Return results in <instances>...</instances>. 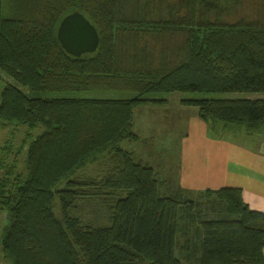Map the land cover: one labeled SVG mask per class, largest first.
Segmentation results:
<instances>
[{
  "label": "trees",
  "instance_id": "16d2710c",
  "mask_svg": "<svg viewBox=\"0 0 264 264\" xmlns=\"http://www.w3.org/2000/svg\"><path fill=\"white\" fill-rule=\"evenodd\" d=\"M75 11L100 37L81 56L58 39ZM0 71L14 80L2 84L0 125L43 127L27 145L24 171L7 162L10 142L0 146L7 264H190L177 255L185 221L196 227L185 247L190 261L264 264V211L242 187L207 188L200 199L185 189L163 195L154 167L122 146L139 139L135 109L167 105L172 93L264 92V0H0ZM180 104L197 107L213 130H264V98ZM93 163L105 166L101 176L71 179ZM94 198L110 207V225L70 214Z\"/></svg>",
  "mask_w": 264,
  "mask_h": 264
},
{
  "label": "rangeland",
  "instance_id": "374dc122",
  "mask_svg": "<svg viewBox=\"0 0 264 264\" xmlns=\"http://www.w3.org/2000/svg\"><path fill=\"white\" fill-rule=\"evenodd\" d=\"M253 4H245L244 9L248 10ZM243 9V7H241ZM240 11V10H239ZM240 13V12H239ZM6 80H14L0 71V91L2 84ZM22 88H27L21 86ZM93 96L94 93H83L78 96ZM116 95V94H112ZM165 94H152L153 97L164 96ZM208 97V98H264V92L244 93V92H176L168 96L170 101L169 109H159L155 113L148 114L143 109H137L135 114L136 130L141 135L138 140L126 141L123 147L135 150L137 158H143L151 164L157 171L159 178L163 180L161 193L170 195L180 189L189 190L196 199L202 197V193L207 188L217 189L223 186L242 187L247 202L255 203L254 197L264 195V130L249 132L246 128L222 129L218 125L216 129H211V124L203 121L198 115V108L191 107L189 112L180 111V100L182 98ZM149 115L154 118L152 123L146 122L139 126V118ZM154 125L155 131L147 132L148 127ZM43 127L34 129L27 125L8 123V126L0 125V146L5 141L12 145V153L7 158L9 164H16L18 172L24 171V159L28 143ZM211 131L218 138L210 141L216 142V147L212 151V164L205 155L209 154L206 147L199 144L195 139L197 134ZM183 138H186L194 151L187 153L182 160ZM216 140V141H214ZM141 156V157H140ZM211 165V166H209ZM217 166V167H215ZM105 166L95 163L78 169L72 178H85L86 176L102 175ZM217 168V169H216ZM16 171V172H17ZM188 181L185 182L184 179ZM66 180L58 183L54 191L64 188ZM55 209L58 214L61 212V199L56 193ZM264 207V206H263ZM208 205L205 213L209 217H214V212ZM6 211L0 213V264H7L8 259L1 246L2 227L6 222ZM185 215V211L183 212ZM73 217L79 218L83 224L94 226L110 225L111 210L99 198L82 199L73 209L70 210ZM186 222V221H185ZM185 222L179 233V245L177 255L186 263L196 264L193 260L187 259L185 247L187 236L195 239V229L184 228Z\"/></svg>",
  "mask_w": 264,
  "mask_h": 264
},
{
  "label": "water",
  "instance_id": "95a60500",
  "mask_svg": "<svg viewBox=\"0 0 264 264\" xmlns=\"http://www.w3.org/2000/svg\"><path fill=\"white\" fill-rule=\"evenodd\" d=\"M58 39L64 49L75 56L96 51L100 42L96 27L79 11L64 17L58 29Z\"/></svg>",
  "mask_w": 264,
  "mask_h": 264
},
{
  "label": "crops",
  "instance_id": "0c3cea01",
  "mask_svg": "<svg viewBox=\"0 0 264 264\" xmlns=\"http://www.w3.org/2000/svg\"><path fill=\"white\" fill-rule=\"evenodd\" d=\"M169 106H170V101H169V103L167 105L145 104V105L139 106V107H137L135 109V112H134V120H135V114H136V110L137 109H143V110L147 111L148 114H151V113H155L156 111H159V109L167 110V109H169ZM191 107H193V106H184V105H181L180 104V111L182 113L189 112L190 111L189 109ZM153 121H154V118L150 117L149 115L143 116V117L139 118V121H138L139 132H141L140 131V126L141 125H144L145 128H146L147 127L146 126V122L152 123ZM135 122L136 121H134V131L140 137L141 135L136 130V124H135ZM155 130H156V127L154 125H150L148 127L147 132H152V131H155ZM217 138H218V136H213V135H211L208 132L199 133L195 137V139L198 140L199 144H201L202 146H205L206 147V151L209 154L205 155V157L210 159L209 161H210L211 164H212V160H213V157H212V154L211 153H212L213 149L216 147V142L211 143L210 141H213V139H217ZM127 141H129V140H127ZM214 141H216V140H214ZM125 142L126 141H124L123 143H125ZM183 142H184V145L182 147V154H181L182 155V160H183L184 157H186L187 153H189L191 151H194V147H192L193 145H190L186 138H183ZM123 148L126 149V150H128V151H131L133 153L134 158L136 160L142 161V162H144V163H146L148 165H151L149 162L144 161L141 156H140L141 158H137L136 157V153H135L136 151L135 150L127 149L125 147H123ZM209 166H211V165H209ZM215 167H217V166H215ZM181 179H184V181L188 183V181L185 180V178H182L181 177ZM244 194H245V192H244V189H243V195ZM244 199H245V196H244ZM254 200H258V201H255V203L252 204V203L247 202L246 199H245V201L252 208L258 209V210H261V211H264V207H263L264 206V195H257V197L256 196L254 197Z\"/></svg>",
  "mask_w": 264,
  "mask_h": 264
}]
</instances>
